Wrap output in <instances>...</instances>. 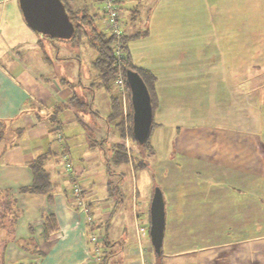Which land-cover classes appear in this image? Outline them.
Instances as JSON below:
<instances>
[{
    "label": "crops",
    "instance_id": "obj_1",
    "mask_svg": "<svg viewBox=\"0 0 264 264\" xmlns=\"http://www.w3.org/2000/svg\"><path fill=\"white\" fill-rule=\"evenodd\" d=\"M195 4L180 0V13ZM120 6L126 32L147 28L146 34L128 42L132 62L155 76L149 159L164 203L162 264H264V126L244 121L255 107L248 110L250 96L241 99L234 87L264 85V79L254 73L235 78V57L221 46L211 48L213 41L206 38L215 32L211 35L204 24L195 27L192 20L177 16L174 0H122ZM39 40L25 23L18 1L0 0V119L6 121L0 177L9 179H0V186L30 184L28 164L46 152L53 194L49 201L43 194L17 193L21 214L14 234L37 241L45 251L38 257L10 255V264H140L142 259L152 264L147 241L152 193L140 197L132 185L129 221L119 209L122 194L119 200L110 194L123 170L119 164L113 172L105 163L111 143L118 140L115 127L105 120L107 92L94 86L95 72L85 83L80 78L44 77L47 46ZM250 60L254 66L264 62L259 54ZM73 90L88 101L87 111L65 107L55 113V106ZM222 93L225 115L215 123L204 121L199 109L207 105L200 104L219 102ZM263 95L259 92L253 100L260 104ZM77 114L91 121L90 134ZM49 116L60 125L58 131H52L56 126ZM65 126L70 127L68 135ZM75 151L81 162L72 159ZM67 159L72 170L66 167ZM127 165L133 172L132 164ZM112 173L118 174L117 180ZM75 185L81 190L78 198ZM48 213L55 215L58 229L45 237L43 216ZM139 226L145 229L139 231ZM125 230L134 239L126 251L119 247L127 237ZM103 239L107 244L102 248Z\"/></svg>",
    "mask_w": 264,
    "mask_h": 264
},
{
    "label": "rangeland",
    "instance_id": "obj_2",
    "mask_svg": "<svg viewBox=\"0 0 264 264\" xmlns=\"http://www.w3.org/2000/svg\"><path fill=\"white\" fill-rule=\"evenodd\" d=\"M85 1L92 6V9L94 11L101 10V3H99L98 0H85ZM196 1L198 2V4H195V7H192L188 11L184 10L182 13H180V5H178V2H180V0H174L175 14H177V16L178 15L182 16V18L187 17L188 19L192 20L191 24L195 25V27L198 26L200 27L201 25L204 24L203 28L208 33L210 31L211 35H213V32H215L216 35L215 37L213 38L208 37L206 38V40L213 41L212 43L209 44L211 48H215V46L218 48L219 46H221L222 49H224L225 51L228 50L229 52H231L229 56L233 55V57H235V78H241V79L247 78L249 73H254L257 75L259 74L260 76H262V79H264V64H263L264 62L262 63V65L254 66L257 63L255 64L252 62V60H250L251 57L253 58L258 54L262 55V57L264 58V0H196ZM73 2H82V1L73 0ZM95 24H97L99 28L105 29L104 26L101 24V20L95 19ZM204 39L205 38H203V40ZM216 39L218 40L217 45H216ZM42 44L47 46L44 49L46 55L42 56V62L44 63V64L42 63L44 65L42 71L44 77L58 78V76L59 77L64 76L68 80H74V82L79 81L80 78L83 83L88 81V79H91L93 73L95 72V69L93 68L91 62L94 59L96 52L94 48L89 44V41H87L86 37L80 36L72 41H63L57 39H53L52 41L44 40ZM55 55H58L59 58H56ZM248 64H250V66ZM234 87H235V92H239L237 96H240L241 99L246 98L247 95L250 96L251 100L247 102L248 110L250 108L252 109L253 107H255V109H252L250 111V114L248 116L244 115V121L246 122L247 120H252L253 124H255L256 127H259L261 125L264 126V95L262 96V101L260 102V104H257L256 101L253 100V96L257 95L259 92H264V85L252 86L250 84L248 85L241 84L238 86L236 84ZM75 88L81 89L80 86H76ZM207 88L209 89L210 92L212 91L211 89L213 88V86H208ZM113 89L115 94L120 95V92L117 90L116 87H114ZM248 89L251 91L249 92ZM103 92H105V90H103ZM118 97L120 104V115L118 120H120L123 128L124 144H126L127 148L129 146L137 150L138 145L136 144V142H134L131 139L128 132L129 125L131 124L129 120V113L131 112L129 100L128 98L124 99L125 107H126L124 108L122 97L121 96ZM224 99H225V94L222 93V96L219 101L220 103L217 102L216 100L215 101L213 100L208 102L209 105L204 103L200 104L203 106L207 105V108L202 107L199 109L201 113L205 114V118H203L204 121L213 120L215 123L219 121L218 117L225 115L226 111H224V103L227 101ZM99 108L102 111L103 107L99 106ZM247 108L245 107V110ZM245 110L244 113H247ZM258 110H260L261 113H259L260 111ZM260 117L262 119H260ZM238 120L239 123H243L242 118H238ZM89 122L91 121H88V123ZM78 126H82V125L79 123ZM86 128H85V133L90 134L91 128L89 127V124H87ZM69 129H70L69 126L64 127V130L66 132ZM66 134L68 135V132ZM260 136L262 137V134ZM134 149H132L131 153L135 151ZM176 151L177 150H175V154H174L175 156L177 154ZM71 157L74 161L81 162L79 152L75 151L74 153H72ZM150 162L151 160L149 159V165H146L143 168L135 167V169H133L134 170L133 172L130 171V168L126 163L121 164L120 170H123V175L118 180H117L118 174L112 173L113 176L114 175L116 176L115 180H117L116 181L117 191L113 192L112 199L116 200L120 196L119 193L122 194V200L120 202L119 209L125 210L128 221L130 220V194H131L132 185H134V187L137 188L140 197L145 195L146 193H153L154 189L158 187L157 186V184L159 183L158 178L156 174H154V176L152 175L153 169L152 166L150 165ZM116 166H117L116 164L110 163L109 169L114 172ZM132 176L134 177V179L132 178ZM3 178L8 179V176L0 177V179ZM115 180L113 184H115ZM24 185H20L19 188H21ZM2 188L3 187L0 186V196H3V198L9 200L11 199V201L13 202L16 201L19 214L14 219L12 233L7 229L5 228L2 229L0 227V264H10L9 262L11 259L10 257L15 256L17 253H23L26 256L31 255L34 257L43 255L45 250L40 248V246L37 243H35L37 241L31 238H26L25 236L14 234V227L18 223L21 214V207L19 206L20 201L18 197L19 194H17L20 192L19 188H17V186L15 188L12 185H7V188L5 187L3 189ZM125 232L127 237L121 238L122 239L121 242L123 245L122 246L119 245V247L121 249L123 248L126 251V249H128L130 244L131 245L133 244L134 239L131 237V234L129 233L128 230H125ZM235 237H240V236H235ZM147 241L150 243L149 233H147ZM134 258L136 259L137 256H134ZM11 262H12L11 264L25 263L21 261L19 262L11 261ZM28 263L31 264V262L29 261L26 264Z\"/></svg>",
    "mask_w": 264,
    "mask_h": 264
},
{
    "label": "trees",
    "instance_id": "obj_3",
    "mask_svg": "<svg viewBox=\"0 0 264 264\" xmlns=\"http://www.w3.org/2000/svg\"><path fill=\"white\" fill-rule=\"evenodd\" d=\"M82 2H73V0H62L64 3L65 9L74 24L75 33L74 36L69 40L63 41H72L77 37H86L89 44L94 48L96 55L92 60V66L95 69V81L93 82L94 86L100 87L105 92H107L109 96V112L105 116L106 122L109 124H113L117 131L118 140L116 142H112L110 146L111 153L106 160V165L108 166L110 163L119 165L130 162L132 164V168L135 167L143 168L149 163V158L153 153L152 146L150 144V134L147 139L143 143H139L135 140L132 134V126L129 125L128 132L131 139L136 142L138 145L137 150L133 147H126L124 144V132L121 125L120 120H118L120 115V104H119V94H115L114 87L115 81L118 75L122 77L123 86L125 91L127 92V97L130 104L129 99V87L125 78V73L127 69L135 70L139 73L141 78L143 79L150 97H151V105L152 109L156 105L155 91H154V82L155 76L154 74L144 68H139L135 66L131 60L128 42L129 40L138 37L140 35H144L147 33V28L143 30H138L135 32L128 33L125 30L120 34H115L109 29H101L95 24V19L101 20L102 15L100 11H94L92 6L89 5L85 0H81ZM119 4L122 0H116ZM121 8V6H120ZM92 11V12H91ZM133 15V12L130 13ZM130 18V17H129ZM125 21V20H124ZM104 26V25H103ZM125 26V25H124ZM37 34V33H36ZM39 41L41 44L44 40L52 41L54 38H50L48 36H44L41 34H37ZM58 40V39H57ZM116 45L120 46V55L117 56L115 53ZM44 53V52H43ZM46 53L43 54L45 56ZM56 58H59L58 55H55ZM118 90V89H117ZM88 101H85L83 97L78 94L76 90H73L70 96L65 100V102L57 104L54 108V112H58L62 108L73 107L76 110L82 112L88 108ZM78 121H80L83 126H87L83 119V117L75 116ZM49 119L56 126L52 131H58L60 129V125L55 122L53 116H49ZM129 120L131 122V112L129 113ZM113 122V123H112ZM153 122L151 125V130L153 128ZM6 127V121L0 119V141L3 138L4 129ZM151 133V132H150ZM132 149H134L133 153ZM48 159L47 153H41L35 156L28 164V167L32 174L31 183L19 188L20 192H26L31 194H43L47 197L49 201H52V183L50 180L49 171L45 167V161ZM107 170H109L107 168ZM116 185L111 186L110 194L112 195L114 191H117ZM119 192V191H118ZM6 212V213H4ZM19 210L16 205V201H11V199L3 198L0 196V227L5 228L11 233L13 232V224L14 219L18 216ZM43 226H44V236L48 237L51 234L55 233L58 229V223L55 215L53 213H48L43 216ZM99 242V241H98ZM107 242L105 239L101 241V246L106 245ZM99 249L95 248L97 252ZM162 251V250H161ZM161 251L157 254L153 250L154 260L152 264H162L161 261ZM105 258V257H103Z\"/></svg>",
    "mask_w": 264,
    "mask_h": 264
},
{
    "label": "water",
    "instance_id": "obj_4",
    "mask_svg": "<svg viewBox=\"0 0 264 264\" xmlns=\"http://www.w3.org/2000/svg\"><path fill=\"white\" fill-rule=\"evenodd\" d=\"M25 23L37 34L58 40H69L75 27L62 0H17ZM131 126L135 140L143 143L151 132L152 105L149 91L138 72L127 69ZM164 203L162 192L156 187L149 205V238L153 250L159 254L164 231Z\"/></svg>",
    "mask_w": 264,
    "mask_h": 264
},
{
    "label": "built area",
    "instance_id": "obj_5",
    "mask_svg": "<svg viewBox=\"0 0 264 264\" xmlns=\"http://www.w3.org/2000/svg\"><path fill=\"white\" fill-rule=\"evenodd\" d=\"M99 3H101V15H102V22L105 28L109 29L115 34H120L124 30L125 21L122 17V10L120 8V4L116 0H98ZM115 53L117 56L120 55V46L116 45L115 47ZM122 77L120 75L117 76L115 85L117 86L118 91L120 92V96L123 99V106L125 107V98L127 97V92L124 89ZM128 146V145H127ZM66 167L68 170H72V165L70 161L66 162ZM74 191L76 194V197L78 198V195H80V187L75 185ZM84 207V206H83ZM85 208V207H84ZM139 231H143L145 229V226H139ZM96 236L92 234L90 236L91 241L96 240ZM140 264H149L146 260H141Z\"/></svg>",
    "mask_w": 264,
    "mask_h": 264
}]
</instances>
